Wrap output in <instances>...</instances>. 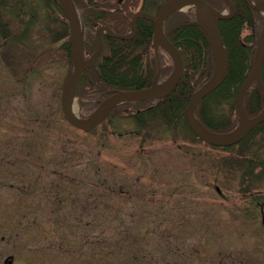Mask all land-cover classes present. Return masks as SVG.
Segmentation results:
<instances>
[{
    "label": "rangeland",
    "instance_id": "374dc122",
    "mask_svg": "<svg viewBox=\"0 0 264 264\" xmlns=\"http://www.w3.org/2000/svg\"><path fill=\"white\" fill-rule=\"evenodd\" d=\"M32 43L4 54L12 71L0 64V264L264 263L261 221L242 209L238 148L220 163L184 125L176 143L172 132L142 143L113 135L136 128L117 117L94 135L75 130L62 115L59 55L31 75L21 69ZM76 106L80 119L96 112L85 118ZM258 159L252 172H262L264 149Z\"/></svg>",
    "mask_w": 264,
    "mask_h": 264
},
{
    "label": "trees",
    "instance_id": "16d2710c",
    "mask_svg": "<svg viewBox=\"0 0 264 264\" xmlns=\"http://www.w3.org/2000/svg\"><path fill=\"white\" fill-rule=\"evenodd\" d=\"M48 6L54 7L56 13L64 17L57 0H45ZM212 6L220 10L224 5L221 0H207ZM79 9L85 10L83 15L84 26L89 29L85 39V52L91 56L97 48V37L94 34V23L99 26L110 27L115 33L126 34L130 27V21L126 23L123 30L120 26L110 21L109 11L116 9V21L122 12L116 0H74ZM235 5V16L219 24L220 34L229 55V71L223 85L212 95L201 102L196 110V117L208 129L214 132L225 133L231 131L236 125L234 110V99L241 85L246 81L252 70L256 41L258 35L253 31L254 18L257 17L255 11L250 9L245 0H231ZM26 2H21L20 6L15 3V10L11 12L19 19L18 22L23 30L20 32L17 41L28 39L31 35V27L35 24L36 18L26 20L30 14L22 12V7ZM126 6V5H125ZM28 15V16H27ZM26 16V17H24ZM123 16V14H122ZM124 18V16H123ZM53 21L56 24V40L65 39L63 51L68 64L72 54L71 30L66 22ZM125 24L122 25L124 27ZM46 31L54 32L51 27H44ZM256 30V28H254ZM4 37L11 35L10 29H2ZM165 33L169 40L179 49L185 62V73L177 89L165 100L150 110L137 113L133 110L136 103H128L116 108L109 118L96 130L88 135H94L99 129L109 125L111 119H133L137 125L135 131L128 133H116L113 135L124 137L132 135L142 143L148 139L147 135L156 128H165L163 131H172L174 140H179L181 127L187 128L186 108L191 96L211 78L214 70V61L209 41L191 14H174L165 24ZM254 33V35H253ZM153 30L147 22L141 20L138 23L136 36L131 41L116 40L109 36L105 37L104 46L100 58L95 67L86 70L78 84L76 96L83 114H86L102 102L105 98L120 91H136L149 88L157 72L153 63L152 49ZM170 69L165 74H169ZM231 103L230 111L225 112V116L219 115L222 105ZM252 104V105H250ZM245 106L248 111L250 107L254 115L259 113L264 107V98L257 88L251 89L245 97ZM224 117V118H223ZM161 125V126H160ZM113 126V123L112 125ZM190 130V129H189ZM106 134L109 132L105 131ZM192 137L201 142L192 132ZM229 153L236 150V147L229 149H217ZM238 156L234 155L236 168L239 167ZM227 159V158H226ZM226 159H224L226 161ZM252 166H257L252 163ZM227 172L230 173V163L227 165ZM239 169H237L238 172ZM109 196V193H107Z\"/></svg>",
    "mask_w": 264,
    "mask_h": 264
},
{
    "label": "water",
    "instance_id": "95a60500",
    "mask_svg": "<svg viewBox=\"0 0 264 264\" xmlns=\"http://www.w3.org/2000/svg\"><path fill=\"white\" fill-rule=\"evenodd\" d=\"M62 11L64 12L72 32V67L68 75L66 85L62 95V111L67 122L74 128L83 132L89 133L98 127L111 113V111L119 105L130 101H140L153 98L167 97L179 84L184 73V61L173 44L167 39L163 31L164 22L175 12L179 11L185 6H194L197 9L198 21L204 32L206 33L214 55L215 70L211 80L199 91L191 97L187 110L186 119L188 125L194 134L203 142L214 147H231L242 141L250 131L264 121V111L255 119L248 120L243 98L250 87L256 86L262 91L264 95V84L262 82V71L264 64V28L257 42L256 58L252 72L247 81L240 88L236 97L235 105L239 120V126L232 132L226 134H219L211 132L206 129L195 117V109L199 103L209 94L214 92L219 86L223 84L227 77L229 69V58L226 49L221 52L220 43L221 36L219 32V21H224L232 18L235 14V7L230 0H223L231 9L230 15H225L213 9L204 0H171L167 2L156 16L147 13H137L132 22V30L128 36L116 35L110 29L101 27L97 31L99 44L98 48L89 60L84 56V37L79 22L77 9L73 0H58ZM250 8L256 11H263L260 4H254L252 0H246ZM138 17H146L154 23V39L153 45L156 51L161 45L174 61V72L169 80L159 86L154 85L152 88L133 91V92H119L117 95L106 100L97 110V112L90 118V120H81L74 118L70 110V102L75 98V93L79 80L84 70L91 68L97 62V59L103 48L104 34L111 35L118 39H130L136 33V22Z\"/></svg>",
    "mask_w": 264,
    "mask_h": 264
},
{
    "label": "flooded vegetation",
    "instance_id": "af4514ba",
    "mask_svg": "<svg viewBox=\"0 0 264 264\" xmlns=\"http://www.w3.org/2000/svg\"><path fill=\"white\" fill-rule=\"evenodd\" d=\"M3 1L5 0H0V4L4 3ZM42 2H44L45 0H41ZM162 0H116V3L119 4L121 6L120 9H118L120 12H122V14H120L118 17L120 18V20L116 21L113 18H116L117 13H115L117 10L113 9L109 11V20L113 21L114 24L118 25L121 27V29H125L126 28V23L128 21H130V27H131V22L134 19V15L140 12L143 13H147V14H152V15H157V13L159 12L161 6L163 5V2H161ZM207 1V0H206ZM21 2H26L25 6H28L29 4V0H14V1H10L7 4L4 5H0V64L3 66V68L5 67V61H4V54L5 52L8 50V48L12 45H14L15 39H17V36L19 35V32L16 30L17 26V22H13V21H9V17L8 15L10 14V11L12 9V6H15V3H17V5L20 6ZM208 2V1H207ZM253 2L255 4H260V7H264V0H253ZM126 5V6H125ZM13 9L15 10V7H13ZM12 9V10H13ZM80 10V14L81 16H83L85 13V10L83 9H79ZM56 11V9L54 7L48 6V4L45 2L44 5L37 7V13L38 14H42V17L45 21L42 27V23L41 22H37L35 25L37 28L41 29V34L39 37H37V39H34V46L33 48V54H34V67L36 65V56L38 55V65H44L47 62V58L48 56H50L52 53H59V63H62V56L64 55V51H63V46H64V42L65 39L56 40V24L53 22L55 20H58L60 22V27H62V23H64L65 18L62 17L60 15V13H56L54 12ZM190 11V9L188 8L186 12ZM22 12H27L26 10H23ZM257 14V17L254 18V25H253V31H255V35H260L261 29L264 25V14L262 12H258L255 11ZM112 14L113 18L110 16ZM184 14V13H182ZM46 15V17H45ZM31 17L35 18L34 15H32ZM60 17V19H59ZM12 20L13 19H17L16 16L11 15ZM47 18V20H46ZM143 20L145 22H147V25L152 27L153 30V34H154V24L147 19L146 17H138V23ZM138 23H137V30H138ZM124 25V27H122V25ZM46 26L51 27V29L54 31L52 33L48 32L46 30H44ZM94 27L95 30H97L99 28L97 23H94ZM10 29L11 31V35L8 37H4V32L2 31V29ZM44 28V29H43ZM254 28H256V30H254ZM130 32V30H128V32L126 34H128ZM137 33V31H136ZM135 35L132 37V39L135 38ZM125 34V35H126ZM254 35V33H253ZM115 39V38H113ZM132 39L128 40L131 41ZM258 39V38H257ZM118 40V39H116ZM51 41L53 44V50L48 47L46 45V42ZM50 50H52L51 52H49ZM54 53V54H55ZM153 57V63L156 65V75L160 72V78L163 79L162 77L165 74V71L167 70V65L164 61V57L163 55H157L155 52L152 55ZM11 62L14 66L15 60L11 59ZM57 61H55L53 64H56ZM5 69V68H4ZM31 74V70L30 71H26L25 75H30ZM154 77V78H155ZM157 100H151V102L148 103L147 108L150 109L152 107L157 106L159 103L156 102ZM156 102V103H155ZM252 105V104H250ZM248 116L249 117H254L256 115H254L253 110L248 107ZM259 127V126H258ZM261 128L260 130H253V132H251L248 136H247V140L245 139L242 142H240L239 144H237L236 146L233 147H237L239 154V157L241 159V161L243 163H246L247 166H245L242 170H241V174H242V178L246 177L247 181H245L242 184V188H241V200H242V209L244 210V216L245 217H249L252 220L256 221L258 219H260L261 221V226L262 229L264 230V188L262 187L260 190L263 191H259L257 188V185L260 183L262 185H264V162L262 163V165H259L258 167H260V170L262 172H257V173H261L262 177H260L258 179V175L256 177H254L255 179V183L252 184V182H250V180L253 178V174H255V171H251V169H254L257 166H252L251 162L253 160L248 161L249 159L247 158V155L251 154L252 157H254V161H260L258 159V155L260 153V151H262L264 149V138L262 140V137H264V123L261 124ZM263 132V133H260ZM255 138H258L260 142L257 143V140ZM251 141V142H250ZM257 143V144H255ZM256 145V147H255ZM232 148V147H231ZM247 160V161H244ZM253 163V162H252ZM256 173V174H257ZM250 174L252 176H250ZM257 179L259 181H257ZM255 185V186H253ZM246 199H250V200H246ZM247 201V206L251 207L250 210V214L245 212V209L248 210L247 208L243 207L244 203ZM239 264H244V263H239ZM251 264V263H248ZM264 264V263H262Z\"/></svg>",
    "mask_w": 264,
    "mask_h": 264
},
{
    "label": "bare ground",
    "instance_id": "6f19581e",
    "mask_svg": "<svg viewBox=\"0 0 264 264\" xmlns=\"http://www.w3.org/2000/svg\"><path fill=\"white\" fill-rule=\"evenodd\" d=\"M220 49H221V52L223 53L224 52V46L222 45V43H220ZM70 110H71V114L74 118H79L78 117V110H77V106H76V101L75 99H73L71 102H70Z\"/></svg>",
    "mask_w": 264,
    "mask_h": 264
}]
</instances>
